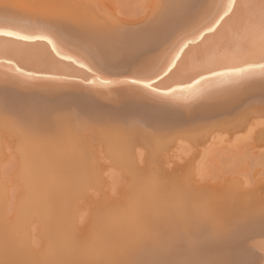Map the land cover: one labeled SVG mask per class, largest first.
<instances>
[{
  "label": "bare ground",
  "instance_id": "obj_1",
  "mask_svg": "<svg viewBox=\"0 0 264 264\" xmlns=\"http://www.w3.org/2000/svg\"><path fill=\"white\" fill-rule=\"evenodd\" d=\"M227 3L0 0V31L47 37L0 35V264H264V178L202 169L264 151V0L207 33Z\"/></svg>",
  "mask_w": 264,
  "mask_h": 264
},
{
  "label": "rangeland",
  "instance_id": "obj_2",
  "mask_svg": "<svg viewBox=\"0 0 264 264\" xmlns=\"http://www.w3.org/2000/svg\"><path fill=\"white\" fill-rule=\"evenodd\" d=\"M113 2L121 10V13L124 14L123 16L128 19H135L143 13L149 0H113ZM10 152L12 151L10 150ZM176 154H182V152L178 151ZM16 155L13 151L11 157L6 159L2 165V169H4L2 172L5 178H9L10 173L16 168ZM184 159L186 158L184 157ZM173 160L177 161L176 158ZM202 166L203 172H205L204 176L208 181L212 182L222 180L223 177L227 176L237 177L239 179H242V177L264 178V151H258L244 142L216 141L210 148L208 155L202 161ZM104 174L106 185L107 183L109 185L106 187V190L109 193L111 192V195H114L115 192L118 194L126 185V176L123 175L120 169L112 166ZM122 184L123 186H121ZM119 186L121 187L119 188ZM114 196L117 195L115 194ZM39 241L41 243L40 238ZM35 246L40 247L36 244Z\"/></svg>",
  "mask_w": 264,
  "mask_h": 264
},
{
  "label": "snow or ice",
  "instance_id": "obj_3",
  "mask_svg": "<svg viewBox=\"0 0 264 264\" xmlns=\"http://www.w3.org/2000/svg\"><path fill=\"white\" fill-rule=\"evenodd\" d=\"M236 7H237V0H228L227 5L221 10L220 13L217 14V17L213 20V22L207 26V33H210V34L215 33L218 30V28L221 26L222 23H225L229 19H231V17L236 12ZM0 35L15 36V38L21 39V40L47 39V37H44V36L30 37V36L18 35L14 32H7V31H0ZM48 43L51 44L52 40L49 39ZM259 67L261 68V70H264V64H260ZM251 70H252L251 68H241L237 74L238 75L243 74V73L249 72ZM127 82L132 84V85H140L144 89H149L152 92L156 91V89L152 87L151 83L144 82L141 79L133 78ZM161 95L168 96V95H170V93L165 92V93H162ZM239 264H243V262H239Z\"/></svg>",
  "mask_w": 264,
  "mask_h": 264
}]
</instances>
